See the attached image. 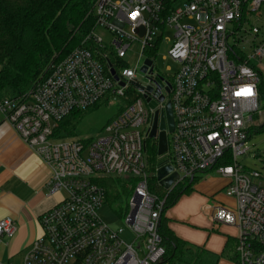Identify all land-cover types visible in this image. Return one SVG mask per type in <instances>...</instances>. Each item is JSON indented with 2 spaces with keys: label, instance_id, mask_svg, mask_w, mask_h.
I'll return each instance as SVG.
<instances>
[{
  "label": "built area",
  "instance_id": "2783aa9c",
  "mask_svg": "<svg viewBox=\"0 0 264 264\" xmlns=\"http://www.w3.org/2000/svg\"><path fill=\"white\" fill-rule=\"evenodd\" d=\"M94 15L95 28L82 46L54 64L35 90L17 99L0 97V115L49 168L50 195L64 194L40 217L42 236L22 264H171L159 233L168 196L151 192L147 172L155 118L153 140L165 135L167 141L156 173L171 165L170 175L178 176L169 190L158 185L169 194L199 175L226 180L225 196L233 204H215L212 221L236 228L237 264H264V177L238 162L264 117L261 75L253 64L264 61V0H96ZM247 26L256 40L253 54L235 61L230 39L247 41L239 36ZM168 30L175 37L165 56L177 65L172 75L155 65ZM135 45L140 55L129 65L125 59ZM104 99L123 102L104 136L55 137L74 111ZM169 103L173 133L160 129ZM107 177L126 179L133 191L126 218L131 243L122 238L123 228L111 229L99 215L107 196L97 181ZM16 232L14 219L0 220V242Z\"/></svg>",
  "mask_w": 264,
  "mask_h": 264
},
{
  "label": "trees",
  "instance_id": "16d2710c",
  "mask_svg": "<svg viewBox=\"0 0 264 264\" xmlns=\"http://www.w3.org/2000/svg\"><path fill=\"white\" fill-rule=\"evenodd\" d=\"M95 2L96 0H0L1 98L17 99L30 94L50 76L54 64L63 61L82 46L95 28ZM239 56L243 55L233 49L230 57L238 61ZM260 93L264 111L262 76ZM107 105L108 100L104 99L86 111H74L58 124L55 137L63 139L74 136L86 114ZM263 132L264 122L253 129L251 137L255 133ZM158 157L156 140H149L147 172L150 177L151 192L162 198L168 196L159 227L168 261L172 264L174 260L184 259L192 264H219L226 254L219 256L202 249L194 250L188 242L175 235L169 227L170 220L166 218V213L177 206L182 197L194 192L200 177L189 180L168 194L158 185L155 177L156 169L163 163ZM124 180L108 177L97 181L98 185L104 188L106 199L111 205L128 193L129 182ZM234 246L232 241H229L227 257L237 263ZM232 254L234 257L231 256Z\"/></svg>",
  "mask_w": 264,
  "mask_h": 264
},
{
  "label": "crops",
  "instance_id": "0c3cea01",
  "mask_svg": "<svg viewBox=\"0 0 264 264\" xmlns=\"http://www.w3.org/2000/svg\"><path fill=\"white\" fill-rule=\"evenodd\" d=\"M257 68L264 81V70ZM210 174L200 177L191 194L190 200L195 204L193 208L198 221L181 225L174 216L176 206L166 213V218L170 220L169 227L177 237L189 244L194 243L208 253L222 256L228 254L229 241L233 246L236 243L237 230L231 226L216 225L212 219L208 221L203 217L202 209L210 201L213 202L211 208L217 203L226 205L229 201L232 205L233 201L224 195L227 181ZM49 178L50 170L44 161L0 115V220L11 218L17 224L14 237L0 242L1 264H13L16 259H20L22 264L29 247L42 236L40 217L62 201L60 194L50 195ZM203 218L204 221L201 220ZM189 225L191 228L187 227ZM220 264L229 263L222 258Z\"/></svg>",
  "mask_w": 264,
  "mask_h": 264
},
{
  "label": "rangeland",
  "instance_id": "374dc122",
  "mask_svg": "<svg viewBox=\"0 0 264 264\" xmlns=\"http://www.w3.org/2000/svg\"><path fill=\"white\" fill-rule=\"evenodd\" d=\"M251 24L252 26L258 25L256 21H252ZM249 30L250 27L248 26L244 27L239 35L240 37H246L248 42L245 39L243 41L239 40V42L238 41L235 42L234 38H231L229 42L230 46L233 49L237 50L240 54L244 53L247 56H251L253 54V47H251L252 45L251 42L256 41L254 40V37L248 34ZM97 34L102 35L104 37V40L108 39V36L102 30H97ZM259 38L262 37L260 36ZM165 39H166L165 44H162L159 48L155 65H156V69L161 74L172 75L176 71L177 65L170 60H166L165 56L167 54L169 47L175 41L174 32L172 30H168L166 32ZM139 55H140V48L135 45V47H133V52H131V54L128 55L125 61L129 65H135L139 58ZM141 60L142 62L144 61V59ZM253 64L264 70V61H262L260 65L256 64L255 62ZM122 106H123V102L121 100H118L115 102V104L100 106L99 108L90 111V113L86 114L84 118L81 120L78 128L75 131V135L67 138L70 139L74 138L79 140H93V141L98 140L100 137L105 135L106 125L118 115ZM255 120H257V117H255ZM260 121H261L260 124H262L264 122V117ZM156 146L159 156L158 158L159 160L163 161L162 155L165 154L167 150L166 138H160L159 140H157ZM248 147L250 150L248 155L238 157V162L249 170L258 171L264 177V132L258 134L255 133L252 136V138L249 140ZM199 176H205V174ZM210 176L215 177L217 175L215 173H211ZM109 178H117V177H109ZM60 195L62 198H64L63 193H60ZM132 196H133V191L129 189L128 193L123 195L122 198L113 205H111L110 202H108L106 199L104 206L99 211L100 217L111 229L113 230H118L121 228L124 229V234L122 235V238L129 243H131L132 240L134 239V235L130 231L128 224L126 222V218L130 212V199L132 198ZM191 197H192L191 195H186L182 197L180 200V204L176 206V213L174 216L177 217V219H179L178 221L181 223V225H186L190 223L195 224L198 221L196 219L197 215H195L193 208L195 207V204L194 202L191 203L190 200ZM212 203L210 201L209 204H207L206 207L202 209V215L207 220L212 219V211H213V207L211 208V206L213 205ZM229 203L230 201L226 205L231 206V204ZM204 218L201 220L204 221L205 220ZM182 221H184V223ZM187 227L191 228L190 225ZM178 234L182 235V233L180 232ZM190 244L194 250L199 251V248L196 247L194 243H190ZM231 256L234 257L233 254ZM224 260H226L229 264H237L232 260L228 259L227 254L224 256ZM186 261L184 259L181 261L174 260L172 264H192L191 262L189 263L187 261L188 262L187 263ZM13 264H20V259L14 260Z\"/></svg>",
  "mask_w": 264,
  "mask_h": 264
},
{
  "label": "water",
  "instance_id": "95a60500",
  "mask_svg": "<svg viewBox=\"0 0 264 264\" xmlns=\"http://www.w3.org/2000/svg\"><path fill=\"white\" fill-rule=\"evenodd\" d=\"M145 64L151 65L152 62L147 60L145 62ZM146 69H147L146 67L143 68V72H145ZM166 128H168L169 133H173L174 129H175L173 112H172V107H171L170 103L167 106L166 120L162 119L161 125H160V129L162 131H165ZM157 132H158V120H157V118H155V121L153 124V129H152V132L150 134V139H152V140L156 139L157 138ZM161 138H165V135H162ZM172 170L173 169H172L171 165H165V166L160 167L156 173L157 181L165 190H169L178 177L177 174L170 175Z\"/></svg>",
  "mask_w": 264,
  "mask_h": 264
}]
</instances>
